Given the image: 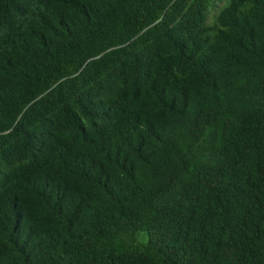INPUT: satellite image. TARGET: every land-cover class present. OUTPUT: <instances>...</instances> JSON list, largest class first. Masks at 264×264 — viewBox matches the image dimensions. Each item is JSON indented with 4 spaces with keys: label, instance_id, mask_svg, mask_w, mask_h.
<instances>
[{
    "label": "trees",
    "instance_id": "trees-1",
    "mask_svg": "<svg viewBox=\"0 0 264 264\" xmlns=\"http://www.w3.org/2000/svg\"><path fill=\"white\" fill-rule=\"evenodd\" d=\"M216 1L0 0V264H264V0Z\"/></svg>",
    "mask_w": 264,
    "mask_h": 264
},
{
    "label": "rangeland",
    "instance_id": "rangeland-1",
    "mask_svg": "<svg viewBox=\"0 0 264 264\" xmlns=\"http://www.w3.org/2000/svg\"><path fill=\"white\" fill-rule=\"evenodd\" d=\"M227 0H217L211 7L209 10V16H208V22H212L215 18V15L218 13L219 9L226 4ZM139 239L141 241H146L147 240V234L145 233H141L139 235Z\"/></svg>",
    "mask_w": 264,
    "mask_h": 264
}]
</instances>
